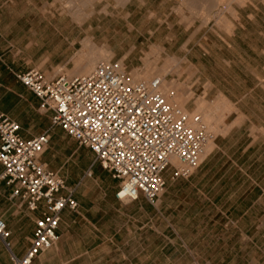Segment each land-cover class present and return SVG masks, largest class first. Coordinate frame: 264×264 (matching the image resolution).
<instances>
[{
	"label": "rangeland",
	"instance_id": "obj_1",
	"mask_svg": "<svg viewBox=\"0 0 264 264\" xmlns=\"http://www.w3.org/2000/svg\"><path fill=\"white\" fill-rule=\"evenodd\" d=\"M227 1L0 0V110L25 136L49 134L39 159L78 200L81 214L70 230L84 251L77 264H264V180L241 184L233 181L232 168L217 167L200 183L167 180L154 205L141 194L119 201V181L89 148L52 126L13 76L27 67L46 78L75 75L76 61L101 47L131 76L137 72L136 80L160 78L159 91L185 99L183 109L176 107L202 123L197 102L213 111L221 96L232 111L248 95L240 104L264 120V87L251 92L264 77V0ZM219 111L226 121L227 111ZM258 130L264 136V126ZM246 169L260 177L264 159L263 166ZM5 254L0 245V264H7Z\"/></svg>",
	"mask_w": 264,
	"mask_h": 264
},
{
	"label": "built area",
	"instance_id": "obj_2",
	"mask_svg": "<svg viewBox=\"0 0 264 264\" xmlns=\"http://www.w3.org/2000/svg\"><path fill=\"white\" fill-rule=\"evenodd\" d=\"M15 76L49 113L50 124L89 148L94 161L119 181V200H135L141 194L155 204L165 185V170L174 178H186L201 163L209 134L199 115L193 116V126L185 113L166 101L159 78L134 81L118 60L100 61L84 75L46 78L30 68ZM20 130L16 120L0 112V185L9 186L10 199L18 198L39 215L21 256L11 252L10 231L2 218L0 241L13 264H31L55 245L61 211H76L78 202L64 178L39 159L49 134L25 138Z\"/></svg>",
	"mask_w": 264,
	"mask_h": 264
},
{
	"label": "crops",
	"instance_id": "obj_3",
	"mask_svg": "<svg viewBox=\"0 0 264 264\" xmlns=\"http://www.w3.org/2000/svg\"><path fill=\"white\" fill-rule=\"evenodd\" d=\"M81 60L82 59H80V61ZM78 61H76L74 65V71L76 69V64L78 63ZM30 68L33 67H27L23 70L14 71L13 76L15 80L22 84L16 78L15 74L26 71ZM256 87H264V77L254 82L251 92H253L254 88ZM25 88L35 97L37 105L39 107L38 98L27 87ZM246 96L248 95H244L242 98H238L235 101V104L237 105L236 110L226 112V121L222 120L218 124L212 122V125L214 126L216 132L212 134L211 132L207 131L209 134V138H211L210 140L212 145L211 148L205 153L204 157L202 158L201 163L199 164L200 166L198 168H195L193 172L186 178H174L171 176L170 170H165L163 173L165 185L167 180H170V183L176 181H186L189 184H192L194 182L200 183L202 180H209L207 179L209 173L217 172L215 168H223L225 166L232 168L231 176L234 178L233 181L235 182H240L241 184H243L248 179L250 182L257 184L264 180V174H261L260 177L254 178L253 175L250 176L247 173L246 169L253 166H263L264 159V136L258 130L261 126H264V120L258 114L250 113L249 111L243 108L240 102L243 101L242 99H244ZM0 112L10 116L7 112H4L2 110H0ZM47 114L49 116V113ZM10 117L14 119L12 116ZM252 125L256 127V133L253 134L251 133ZM20 134L25 138L34 136H25L24 134H22L21 130ZM260 160L261 163H259ZM42 162L46 163L45 161ZM222 177L223 176L221 175L219 179L220 182L222 181ZM165 185L160 195L163 193ZM1 187L3 189H7V196H2V192H4V190L0 192V216L3 218L8 230L10 231L8 241L10 244L11 252L16 256H21L29 244V240L34 227V220L39 215V213L38 211L29 210L26 205L21 202L18 198L10 199V188L5 183L2 182L0 188ZM160 195L158 196V198L160 197ZM74 197L76 198L75 195ZM239 198L242 199V195L238 196V199ZM115 199L117 198L115 197ZM147 203L150 204L149 202ZM77 211L78 208L76 211H72L67 208L61 211L60 221L56 230L58 238L55 245L41 252L37 257L32 260L31 264H77V259H79L81 256H84V251H78L77 247L79 244L76 240L72 238L70 234L72 224L76 223L77 216L81 214L80 211ZM242 213L245 214L244 211ZM0 245L3 247L6 253L5 255L7 259V264H13L10 258L9 250L4 247L1 241Z\"/></svg>",
	"mask_w": 264,
	"mask_h": 264
},
{
	"label": "bare ground",
	"instance_id": "obj_4",
	"mask_svg": "<svg viewBox=\"0 0 264 264\" xmlns=\"http://www.w3.org/2000/svg\"><path fill=\"white\" fill-rule=\"evenodd\" d=\"M238 1L243 2L244 0H238ZM227 2H229V0ZM94 47H96V46H94ZM100 48L101 47H99V50L95 56L91 55L90 57L88 56L87 58H85L81 61L80 60L78 61V63L76 64L77 65L76 69L74 71L75 73H77V75H84V73L87 74V72L90 71L92 69V67H94L93 65H94V62L96 61L97 58L103 59L105 61L108 60L109 53L105 49H102V48L100 49ZM129 74L131 75V73H129ZM72 75H74V74H72ZM138 77H140V75H138L137 72L132 73V79L134 81ZM143 81H147V80H143ZM160 93L163 95V97L166 99L167 102L171 103L172 105L178 106L181 109L184 108L183 103H184L185 99H183V98L181 99L179 95H174L171 98L169 95L173 94L172 92H167V91L165 92L164 91V92H160ZM221 97H220L221 102L218 104V106H215V109L213 111L210 110V108H208V106H205L204 103H202L200 101L197 102L195 110L200 111L202 113V119L204 121L203 123H205V125H208L209 129H214V126L212 125V122L214 119H216V121H221V118L223 115L219 111L221 108L225 109V111H229L231 108L230 103L227 100H225L223 97L222 98ZM186 115L188 117L189 122L194 126L195 125V123L193 122V116L194 115L191 114L192 116H190V117L188 114H186ZM211 145H212L211 140L206 139V141L204 142L203 148H202V154H205L211 148ZM172 162L174 164L179 163L178 160L175 158L172 159Z\"/></svg>",
	"mask_w": 264,
	"mask_h": 264
}]
</instances>
